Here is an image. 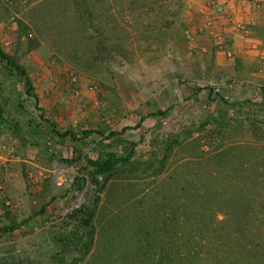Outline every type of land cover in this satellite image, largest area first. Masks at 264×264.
<instances>
[{"label":"rangeland","instance_id":"obj_1","mask_svg":"<svg viewBox=\"0 0 264 264\" xmlns=\"http://www.w3.org/2000/svg\"><path fill=\"white\" fill-rule=\"evenodd\" d=\"M207 8L0 0V264H264V78L198 50Z\"/></svg>","mask_w":264,"mask_h":264},{"label":"crops","instance_id":"obj_2","mask_svg":"<svg viewBox=\"0 0 264 264\" xmlns=\"http://www.w3.org/2000/svg\"><path fill=\"white\" fill-rule=\"evenodd\" d=\"M204 1L216 20L213 26L212 22H204L198 50L215 55L217 69L224 73L230 72L243 81L254 82L260 75L264 78V0ZM216 38L223 39L232 58L219 50Z\"/></svg>","mask_w":264,"mask_h":264},{"label":"trees","instance_id":"obj_3","mask_svg":"<svg viewBox=\"0 0 264 264\" xmlns=\"http://www.w3.org/2000/svg\"><path fill=\"white\" fill-rule=\"evenodd\" d=\"M0 62L5 63L6 66L11 71H13L16 75L20 76L24 80L25 92L28 96H32L31 92L33 89V85L25 69L21 67L19 64H17L10 56H8L1 49H0ZM34 98L36 99L35 96ZM0 123L4 125L7 124L2 110H0ZM53 127L55 128V126ZM56 134H58V136L62 138H67L69 135H71V131H67L65 133H59L56 131ZM131 160H132V156H128L126 158H109L104 162H94L92 164H94V166L100 168L103 171H112L116 165L126 164L129 163ZM77 187L79 188L80 191H82L84 188L83 182L80 181ZM75 212L76 214L81 213L87 218L86 226L90 224L91 218L93 216V211L91 210L90 207L82 206L80 209H77Z\"/></svg>","mask_w":264,"mask_h":264}]
</instances>
